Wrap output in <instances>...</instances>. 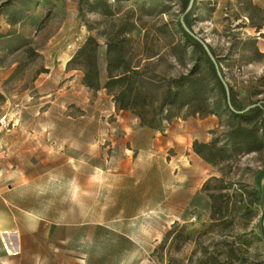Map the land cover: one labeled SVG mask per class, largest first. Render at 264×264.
<instances>
[{"label":"rangeland","instance_id":"obj_1","mask_svg":"<svg viewBox=\"0 0 264 264\" xmlns=\"http://www.w3.org/2000/svg\"><path fill=\"white\" fill-rule=\"evenodd\" d=\"M186 15L236 104L264 103V0H193L187 12L183 0H0V264H264L261 116L227 112L179 31ZM89 37L98 90L68 64ZM109 46L143 75L142 125L103 88ZM189 75L196 97L183 89L163 107ZM237 127L253 130L245 145ZM194 142L213 143L215 163ZM212 178L223 182L209 192L228 195L220 222L203 190Z\"/></svg>","mask_w":264,"mask_h":264},{"label":"trees","instance_id":"obj_2","mask_svg":"<svg viewBox=\"0 0 264 264\" xmlns=\"http://www.w3.org/2000/svg\"><path fill=\"white\" fill-rule=\"evenodd\" d=\"M189 4V0H183V12L186 11ZM185 26L190 30V22L188 19V15L184 18ZM179 31L182 35L189 40L195 49L202 55L205 64L208 66L212 76L216 80V85L222 95L224 100V106L227 112L232 115L234 119H240L241 121H246V124H249L252 119L257 116L260 117V125L264 129V103H261L254 108H251L245 111V108H241L236 104L235 97L233 95L232 89L229 87V99L231 107L227 103L226 92L218 78L217 72L215 70L214 64L208 58L202 46L195 41L181 26V23L178 22ZM260 28V27H259ZM258 28V29H259ZM98 45L96 41L89 37L81 48L78 49L75 56L69 61L70 64L73 61H79L81 65L84 67L83 74V84L93 90H98L100 88V83L98 80V70L96 64L97 50ZM210 49V48H209ZM211 50V49H210ZM211 53L213 54L212 50ZM106 54L108 56L107 62V82L104 84L103 88L106 89L108 94L113 98L116 109L118 111H127L130 110L134 113L135 117H137L142 124H144V116L142 112H144V108L147 106L148 93L142 92L139 88V82L137 79H143L142 73L130 66V64L124 58V50L123 48H109L106 49ZM214 55V54H213ZM219 72L223 76L222 70L219 67ZM192 75L187 77H181L179 79L172 80L166 88L164 93V97L162 100V106L173 105L176 99L179 97L180 92L184 89L193 97H196L198 92H200V84L197 79L192 78ZM142 87V86H141ZM185 87V88H183ZM196 113L199 111L196 110ZM246 132L248 133L246 135ZM253 130H249L246 127H237L233 132V139L235 140L234 145H245L250 140L248 136L251 134ZM214 145L203 144L194 142L193 143V152L198 155L201 159L209 163H215V153H213ZM207 151V152H205ZM210 182L222 183V179L212 178L211 181H208L204 184L203 190L209 192ZM209 198L211 199V219L217 222L222 221L224 217V213L226 211L223 210V202L219 201L223 197H227L228 195L215 194L214 192H209ZM264 223V218H263ZM263 234H264V226H263ZM180 239V235L176 237V241L183 242L185 241Z\"/></svg>","mask_w":264,"mask_h":264},{"label":"water","instance_id":"obj_3","mask_svg":"<svg viewBox=\"0 0 264 264\" xmlns=\"http://www.w3.org/2000/svg\"><path fill=\"white\" fill-rule=\"evenodd\" d=\"M193 4V0H189V4H188V7L186 9V12L191 8ZM180 23H181V26L182 28L194 39L196 40L201 46L202 48L204 49L205 53L207 54L208 58L211 60V62L214 64V67H215V70L217 72V75H218V78L219 80L221 81L224 89H225V92H226V98H227V103L228 105L231 107V104H230V99H229V87L227 85V83L225 82V80L223 79V76L221 75V73L219 72V66L215 60V57L213 56V54L211 53V50L209 49V47L207 46V44L201 40L199 37H197L191 30H189L185 24H184V21H183V18H181L180 20ZM259 104H253V105H250L248 107L245 108V111L251 109V108H254L255 106H258ZM263 226H264V223H263Z\"/></svg>","mask_w":264,"mask_h":264},{"label":"crops","instance_id":"obj_4","mask_svg":"<svg viewBox=\"0 0 264 264\" xmlns=\"http://www.w3.org/2000/svg\"><path fill=\"white\" fill-rule=\"evenodd\" d=\"M21 23H19V25H20ZM262 33H264L263 31H261ZM21 33V32H20ZM13 35H11V34H7V36H6V38H9V39H11V38H14L15 39V37H16V33L14 32V33H12ZM12 36V37H11ZM11 40H13V39H11ZM24 41V40H23ZM24 43H26V42H24ZM259 47H260V49H261V51H263L264 52V41H263V43H259Z\"/></svg>","mask_w":264,"mask_h":264}]
</instances>
